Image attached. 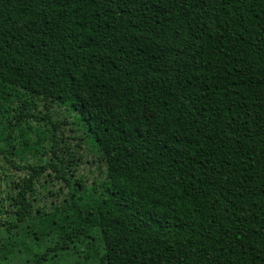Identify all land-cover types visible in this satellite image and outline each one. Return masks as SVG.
I'll list each match as a JSON object with an SVG mask.
<instances>
[{"label":"trees","instance_id":"obj_1","mask_svg":"<svg viewBox=\"0 0 264 264\" xmlns=\"http://www.w3.org/2000/svg\"><path fill=\"white\" fill-rule=\"evenodd\" d=\"M0 157L2 258L264 264V0H0Z\"/></svg>","mask_w":264,"mask_h":264},{"label":"rangeland","instance_id":"obj_2","mask_svg":"<svg viewBox=\"0 0 264 264\" xmlns=\"http://www.w3.org/2000/svg\"><path fill=\"white\" fill-rule=\"evenodd\" d=\"M103 104H107L108 106L113 105V101L103 98L102 100ZM91 108L93 109V106L91 105ZM39 111L42 112L40 116H43V110L42 106H39ZM36 125L35 123H32ZM42 125V124H41ZM66 128V127H65ZM70 143V149L73 150V146L77 143L74 141L69 142ZM82 155V163L80 165V173L81 175L89 179L90 181L95 177L98 178L97 171L89 164L87 161H91V156L87 155V153L80 152ZM24 177V174L22 172H13L9 169V167L5 164L4 160L0 157V185L3 186V188L7 189L9 183L19 181V179H22ZM7 180V181H6ZM13 188L10 186V189ZM6 234L3 232H0V248H2V245L5 244L6 241ZM14 242H16L15 237L13 238ZM26 242L29 244V246H33L30 240H26ZM35 247V246H33ZM80 253L83 250V246L79 248ZM77 252V250H69L67 253L60 255L55 259L54 262L51 264H93L91 262H84L82 259L83 254H80ZM0 254V264H28L30 261V256L23 251L18 250V248L10 253L7 254L4 258L1 257Z\"/></svg>","mask_w":264,"mask_h":264}]
</instances>
